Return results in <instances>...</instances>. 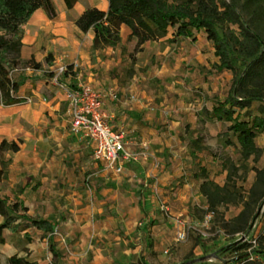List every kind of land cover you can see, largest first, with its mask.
I'll return each instance as SVG.
<instances>
[{
    "label": "crops",
    "instance_id": "crops-1",
    "mask_svg": "<svg viewBox=\"0 0 264 264\" xmlns=\"http://www.w3.org/2000/svg\"><path fill=\"white\" fill-rule=\"evenodd\" d=\"M94 8L106 12L107 2L101 0ZM59 9L55 8L53 19L39 9L22 26L20 57L23 61L32 58L41 64L39 71L31 73H44L47 80L35 87L27 81L17 94L24 101L0 111V116H6L13 107L21 112L13 120L0 119V143L21 141L10 167L11 173L15 171L19 175L16 181L14 176V182L9 185L10 190L18 187V192L14 191V202H21L29 217L53 223V239L58 249L57 235L72 242L69 256L61 254L58 264H179L189 245L185 241L177 243L176 235L186 230L185 224L195 206L207 207L200 185L210 181L223 186L227 172L221 166L217 175L216 163L205 144L195 145L192 139L185 140L175 132L179 123L167 120L166 103L135 104L130 92L123 89H118L117 101L104 102L103 110L110 117L113 130L123 131L126 148L139 150L141 144H146L149 158L145 163L126 164L120 174L104 170L94 159L93 146L70 132L66 113L65 122L57 125L55 120L50 123L45 119L46 112L58 111L59 100L64 102L62 93L50 85L47 71L73 55L80 58L82 64H88L92 47V33H82L74 24L84 10L73 16L72 9L67 10L63 0ZM120 31L126 36L129 34L124 26ZM85 34L86 43L78 46L77 36ZM212 53L214 55V49ZM49 54L52 66L45 62ZM71 63L74 62L64 65ZM25 99L31 102L26 103ZM64 106L66 111L65 102ZM233 141L232 146L238 151ZM29 179L30 189H36L38 201H25L22 195L28 189ZM2 221L0 217V223ZM29 231L19 234L29 235ZM35 232L40 233L33 230ZM4 237L3 246L10 253L6 259L17 255L39 264H50L40 260V251L32 247H26L32 252L29 256L17 254L5 232ZM93 238L95 246L88 244ZM45 240L47 243L46 238L42 241ZM168 248L170 254L165 255ZM50 255L48 249L46 256ZM0 264H3L1 258Z\"/></svg>",
    "mask_w": 264,
    "mask_h": 264
},
{
    "label": "trees",
    "instance_id": "trees-1",
    "mask_svg": "<svg viewBox=\"0 0 264 264\" xmlns=\"http://www.w3.org/2000/svg\"><path fill=\"white\" fill-rule=\"evenodd\" d=\"M106 12L94 7L86 8L74 21L82 33H92V49L115 48L120 43V28L129 30L128 40H135V50H141L147 42L165 38L171 31V43L179 39L195 41L196 35L205 34L212 44L214 57L218 62L217 72H229L231 88L228 98L215 103L206 112L210 121L226 124L220 137L226 146L238 145L241 165L251 160L257 164L263 149L256 144L257 137L264 132V0H184L180 3L169 0H106ZM66 9L71 10L77 0H63ZM43 10L46 17L56 16L52 0H0V105L4 107L22 103L18 90L28 77L12 80L11 72L21 68L34 71L41 64L20 57L22 47V26L37 10ZM45 62L52 66L51 55ZM50 77V73H46ZM3 140L0 156L17 153L19 143ZM226 170L223 186L210 181L200 185V192L206 199L207 210L214 212L218 207L229 205L240 207L239 213L225 221L222 229L227 235L247 236L255 220L256 209L264 203V164L252 167L254 180L247 194L243 195L235 183L241 166L229 158L222 162ZM4 172L0 170V179ZM244 178V177H243ZM21 202L9 203L0 197V245L5 243L4 232L15 234L36 230L47 239L52 264H58L61 253L54 243V226L50 220L32 218ZM215 213V212H214ZM30 240L27 233L23 235ZM257 245L244 242L236 250L250 249L239 253L234 261L239 264L252 255L264 258V232L254 240ZM7 264H39L28 258L12 255Z\"/></svg>",
    "mask_w": 264,
    "mask_h": 264
},
{
    "label": "rangeland",
    "instance_id": "rangeland-1",
    "mask_svg": "<svg viewBox=\"0 0 264 264\" xmlns=\"http://www.w3.org/2000/svg\"><path fill=\"white\" fill-rule=\"evenodd\" d=\"M55 8L59 11L61 0H52ZM59 1V2H57ZM107 2L106 0H103ZM170 2L180 3L184 0H169ZM101 0H77L76 6L72 9L71 14L78 16L86 8L99 5ZM107 10V9H106ZM129 31V30H128ZM86 34L77 36L78 46H84L87 41ZM171 31L165 38L158 41L145 43L141 50H135V40H128L125 32L120 31L122 41L115 48H103L94 50L91 47L88 54V64H82L80 58L74 55L70 59L61 63H69L74 66V72H71V78H65L64 82L73 85L81 82L89 85L92 89L107 90L113 88L117 91L123 89L129 91L131 101L135 104L151 102L152 105L164 102L167 106V120L178 122L175 132L183 139L189 140L196 145H204L213 157L216 163L214 168L217 175L224 159L229 158L237 166H241L238 175L235 177V183L243 195L247 194L249 187L254 180V171L252 167L260 168L264 164V132L256 139V144L263 149V155L257 164L251 160L241 165L238 151L234 146H227L220 137L225 131L226 124L217 123L208 120L206 112H209L212 106L218 101H224L228 98L231 88V75L229 72H217L214 68L215 61L212 53V44L206 39L203 33L197 34L195 41L179 39L171 43ZM21 66L17 71L10 75L12 80H18L20 77L30 78L32 87L37 86L40 82L47 80L44 73L35 75L24 72ZM51 85V84H50ZM76 85V84H75ZM52 86V85H51ZM55 88V87H54ZM56 93V92H55ZM58 93V92H57ZM27 103V102H26ZM59 108L53 114L46 112L45 119L55 124L65 122L64 102L59 100ZM0 105V111L5 110ZM23 106V105H22ZM18 107V106H17ZM19 108H12L6 116H0V119L13 120L20 115ZM184 125V126H183ZM68 129V128H67ZM14 153H5L0 156V170L4 176L0 179V197H6L9 203L16 199L18 187L9 188V185L19 177L15 171L11 173V165L14 160ZM244 177V178H243ZM30 179L28 180V184ZM28 189L22 195L25 201H38L36 189ZM6 191V192H5ZM6 194V195H5ZM240 207L229 205L220 206L215 210L212 219L205 224V216L208 212L207 207L200 204L195 206L190 219L187 220L186 239L189 250L179 264H226L234 261L239 253H248L251 248H255V239L264 232V203L256 209L255 220L252 224L250 233L247 236L227 235L222 229L225 221L236 216ZM30 240H26L22 234H7L8 243L12 246L17 254L29 256L26 247H32L40 251V260L52 264V257L46 256L48 245L43 240L40 233L29 231ZM57 233H59L57 231ZM58 246L64 257L69 256L72 242L57 235ZM244 242L251 244V248L236 250L238 244ZM183 243V244H184ZM89 245L95 246V239H90ZM97 245H100L99 243ZM6 246L0 245V258L3 264H7L8 256ZM10 254V253H9ZM27 258V257H26ZM239 264H264V258L252 255L249 259Z\"/></svg>",
    "mask_w": 264,
    "mask_h": 264
},
{
    "label": "built area",
    "instance_id": "built-area-1",
    "mask_svg": "<svg viewBox=\"0 0 264 264\" xmlns=\"http://www.w3.org/2000/svg\"><path fill=\"white\" fill-rule=\"evenodd\" d=\"M74 66L76 65H60L47 71L50 73L49 83L63 95L66 105L65 113L70 121V132L81 136L93 146L94 159L108 172L120 174L126 164L145 163L149 158L147 145L141 144L139 150H128L125 146L123 131L113 130L110 117L103 110L105 101L118 100L117 91L113 88L96 90L81 82H77L74 87L66 84L64 79L74 72ZM22 70L27 73L33 71L30 68ZM25 102L30 103L31 100L25 99ZM213 215H215L214 212L208 211L204 223L207 224ZM185 239L184 228L177 233L176 242L180 243ZM164 254L169 255L170 249H166Z\"/></svg>",
    "mask_w": 264,
    "mask_h": 264
}]
</instances>
